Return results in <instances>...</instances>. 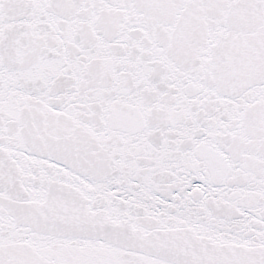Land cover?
Here are the masks:
<instances>
[{
	"label": "snow or ice",
	"instance_id": "snow-or-ice-1",
	"mask_svg": "<svg viewBox=\"0 0 264 264\" xmlns=\"http://www.w3.org/2000/svg\"><path fill=\"white\" fill-rule=\"evenodd\" d=\"M0 264H264V0H0Z\"/></svg>",
	"mask_w": 264,
	"mask_h": 264
}]
</instances>
